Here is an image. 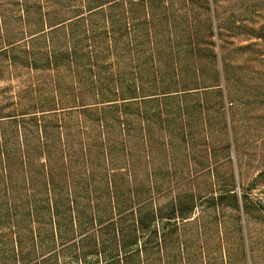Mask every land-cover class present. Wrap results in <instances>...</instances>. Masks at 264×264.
Wrapping results in <instances>:
<instances>
[{"label": "trees", "instance_id": "16d2710c", "mask_svg": "<svg viewBox=\"0 0 264 264\" xmlns=\"http://www.w3.org/2000/svg\"><path fill=\"white\" fill-rule=\"evenodd\" d=\"M82 2L86 9L57 5L50 16L62 18L44 22L30 36L42 41L21 52L31 70L55 74L50 99L33 104L34 112L0 116V264L213 261L219 245H207V228L190 217L193 194L154 206L171 187L161 176L187 163L188 114L154 115L163 134L145 115L141 136L131 127L129 154L128 105L137 90L110 60V2ZM189 87L146 84L142 98L152 104Z\"/></svg>", "mask_w": 264, "mask_h": 264}, {"label": "rangeland", "instance_id": "374dc122", "mask_svg": "<svg viewBox=\"0 0 264 264\" xmlns=\"http://www.w3.org/2000/svg\"><path fill=\"white\" fill-rule=\"evenodd\" d=\"M106 1L111 63L137 90L128 105L129 154L131 127L141 136L145 115L163 134L166 125L154 115L188 114L187 163L168 169L171 183L161 176L171 187L154 206L179 192L196 197L190 217L207 228V245H219L213 261L197 264H264V0ZM57 5L84 7L82 0H0V116L34 112L33 104L52 96L55 74L31 70L21 52L44 22L62 18L50 16ZM177 80L190 90L144 103L146 84Z\"/></svg>", "mask_w": 264, "mask_h": 264}, {"label": "water", "instance_id": "95a60500", "mask_svg": "<svg viewBox=\"0 0 264 264\" xmlns=\"http://www.w3.org/2000/svg\"><path fill=\"white\" fill-rule=\"evenodd\" d=\"M233 157H234V155H233Z\"/></svg>", "mask_w": 264, "mask_h": 264}]
</instances>
